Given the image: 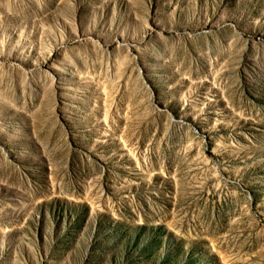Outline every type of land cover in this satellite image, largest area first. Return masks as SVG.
<instances>
[{
	"label": "rangeland",
	"instance_id": "obj_1",
	"mask_svg": "<svg viewBox=\"0 0 264 264\" xmlns=\"http://www.w3.org/2000/svg\"><path fill=\"white\" fill-rule=\"evenodd\" d=\"M0 264H264V0H0Z\"/></svg>",
	"mask_w": 264,
	"mask_h": 264
}]
</instances>
